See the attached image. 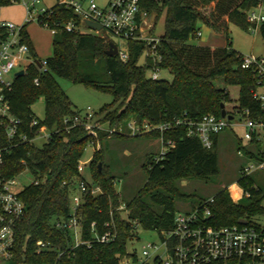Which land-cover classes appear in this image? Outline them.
Listing matches in <instances>:
<instances>
[{
  "label": "trees",
  "instance_id": "trees-1",
  "mask_svg": "<svg viewBox=\"0 0 264 264\" xmlns=\"http://www.w3.org/2000/svg\"><path fill=\"white\" fill-rule=\"evenodd\" d=\"M259 4H264V0H161L159 3L142 0L143 10L155 12L159 18L165 13L159 53L161 68L171 75V81L150 80L149 70L140 63L144 44H128L127 62H122L117 55L109 57L106 34L68 33L58 26V22H73L79 26V19L72 10L58 3L51 7L48 21L57 33L52 40L53 54L47 58L48 72L40 74L36 66H31L26 75L15 80L8 95L12 113L21 121V133L32 138L40 127L51 132L49 141L40 148L26 143L12 150L3 168L7 180L28 172L40 181L38 185L26 186L19 194L26 214L16 227L10 264H120L124 259H135V255L127 253V245L135 237L137 226L155 232L159 237L173 228L175 200L188 198L179 192L177 183L181 180L209 181L219 173V135L213 138V146L207 150L196 137L188 135L186 127L173 128L162 137L165 142H174V148L161 159L159 156L156 160L146 158L143 168L147 172V181L130 201L124 202L116 192V180L110 174L102 149L108 133L99 131L100 141L97 142L87 136L82 125L70 127L71 123L69 126L64 124L66 119L80 116V112L74 109L57 79L112 95L113 105L101 109L103 117L100 121L107 129L116 127L123 132L128 131L127 125L132 120L139 125L162 124L178 119L184 113L193 121L205 116L220 118V106L224 104L226 108L230 99L226 90L216 88L215 82L219 80L239 88L240 108L255 110L258 104L251 96L255 88L252 73L241 68L242 55L231 48V43L228 42L226 47H202L190 42L198 38L200 25L227 38L231 24L249 30L245 13ZM9 5L11 0H0V9ZM26 29L23 30V41L35 58ZM258 31L264 39V22ZM35 78L39 80L38 85L34 83ZM39 97L44 100L45 116L35 127L31 126L35 119L31 106ZM123 135L125 133L115 130L114 138L131 139ZM160 136L153 133L141 138L159 139ZM93 141L96 151L89 166L92 184L100 187L101 194H86L81 198V239L94 241L95 234L106 231L107 223L116 231L117 239L107 245L92 242L89 248L85 245L74 247L73 235L56 228L55 222L70 216L74 184L78 179L83 180L78 172L81 156ZM5 142L0 132V143ZM247 154L255 158L252 152ZM99 164L101 172L98 171ZM238 182L246 188L249 203L234 204L227 190H222L209 205L213 213L211 225L233 226L240 220L248 221L249 216L264 215L262 191L251 187L250 177L240 178ZM206 201H199L186 213ZM122 204L125 208L120 210ZM39 241L48 244L47 250L40 254L36 250Z\"/></svg>",
  "mask_w": 264,
  "mask_h": 264
},
{
  "label": "built area",
  "instance_id": "built-area-1",
  "mask_svg": "<svg viewBox=\"0 0 264 264\" xmlns=\"http://www.w3.org/2000/svg\"><path fill=\"white\" fill-rule=\"evenodd\" d=\"M160 2L161 0H154ZM19 3L25 9V19L22 24L0 20V132L6 142L0 143V261L9 262L13 258L15 244V231L19 222L26 214V207L19 197L20 192L13 190L17 184V178L5 179L3 168L8 155L12 150L19 149L23 144L34 145L37 139L49 141L51 132L40 127L32 138L20 132L21 121L11 110L8 95L17 79L16 73L23 71L24 75L31 66H36L40 74L48 72L47 59L35 60L30 54V47L23 41V30L31 23H36L42 29L49 31L53 36L57 29L53 27L48 18L50 9L42 6L41 0H11V4ZM142 0H61L59 5L72 10L79 19V26L73 22H58V26L68 33L82 32V26L100 34L102 31L116 46L117 56L122 62L129 60L128 44L131 42L144 44L141 63L149 70V78L159 81L162 56L159 46L162 36H155L156 23L153 14L141 8ZM264 5L259 4L248 10L246 21L250 25L249 31L255 33L264 22L261 14ZM259 12V13H258ZM86 22L97 24L100 31L92 29ZM200 33L197 34L200 37ZM126 43L127 51L118 49L113 41ZM241 68L252 73L255 88L251 92L252 99L258 104V108L250 110L238 107L227 116L233 117L229 121L227 117L216 118L205 116L201 120L193 121L186 113L182 117L168 123L139 125L132 120L128 123L127 135L131 138L141 137L153 133H159L161 144L160 159L175 144L172 141L165 142L162 135L173 128L186 127L189 136L196 137L202 146L210 150L213 146V138L220 135L232 126L244 128V140L252 147L255 158L249 157V161L241 171V178H249L253 173L264 171V58L254 55L241 56ZM35 85L39 84L38 78L34 79ZM238 117V119H236ZM70 127L83 126L87 136L97 139V132H112L98 126L94 122V113L90 108L85 116H75L64 121ZM39 121L34 119L31 126H38ZM67 126V129L69 128ZM94 146L95 143L91 142ZM81 162L78 166L79 174H83L84 167ZM25 173V172H24ZM23 174V173H22ZM35 179L31 184L38 185ZM65 185V183H64ZM75 190L71 194L70 216L66 220H58L55 227L69 231L73 235L74 247L85 245L91 247V243L111 244L117 239V233L109 223L105 224L106 231L101 235H94V241L81 239V222L79 209L83 195L101 194L98 185L88 184L82 179L76 181ZM258 191V189H256ZM249 196L248 193L245 195ZM214 202L211 198L194 211L176 215L173 228L162 232L158 244L149 243L143 247L142 255L145 261L139 264H149L152 253H162L154 258V264H264V226L251 224L246 220L244 225L216 227L211 225L213 213L209 207ZM125 204L120 206V210ZM95 224L92 225V228ZM48 244L39 241L36 244L37 253L47 250ZM152 251V252H151ZM134 260V259H133ZM120 264H130V258L124 259Z\"/></svg>",
  "mask_w": 264,
  "mask_h": 264
},
{
  "label": "rangeland",
  "instance_id": "rangeland-1",
  "mask_svg": "<svg viewBox=\"0 0 264 264\" xmlns=\"http://www.w3.org/2000/svg\"><path fill=\"white\" fill-rule=\"evenodd\" d=\"M98 1L101 2V0ZM55 3L56 0H41L42 6L47 9H50ZM20 7L22 8L23 6L19 3L3 7L0 9V17L9 20L11 17L21 13ZM261 14L264 15V10ZM152 17L156 23L154 34L155 36L160 37L164 33L165 13H163L160 18L157 13H154ZM27 27H29L31 40L37 52V54L35 53L36 57L34 59L46 60L51 57L53 54V35L49 31L39 27L36 23H31ZM199 27V33L201 35L190 42L192 45L202 47H211L212 45L215 47H226L229 42L231 43V48L242 56L254 55L256 57L264 58V39L258 30L255 33H251L249 30H243L242 28L231 24L227 38L226 36L214 34L204 25H200ZM82 31L87 34L95 35L94 31L85 26H82ZM101 34L105 33L102 31ZM113 41L118 45L119 50L127 51L126 43L118 40ZM31 57L32 56L29 58L31 59ZM140 62L143 63V60ZM160 79L171 81L172 77L167 72H162L160 74ZM57 81L61 89L69 97L74 109L80 112V116H85L86 110L90 108L94 113L95 124L107 129V126L100 121L103 117V114H101L100 111L105 106L113 105L114 98L112 95L92 88H87L81 84H74L66 79L58 78ZM215 86L217 89L226 90L229 93L230 101L226 104V110L228 112H232L234 108L238 107V87L227 86L221 80L216 81ZM31 111L36 120L44 119L45 104L42 97H39L32 104ZM236 119H238V117ZM113 129L119 133H125V135H123L125 137L128 136L126 135L128 131L123 132L122 129H117L116 127L108 130ZM244 131V128L232 126L219 135L217 140L219 173L216 176H213L209 181L181 180L177 183L179 192L183 196H188V198H177L175 200L176 215L190 211L191 208L201 200L214 198L222 190H227L228 195L234 204L247 205L249 203L248 198L245 196L246 188L238 182L241 178L242 169L249 161L247 153L252 149L247 141L244 140ZM98 132L97 142L100 141ZM100 132L108 133L109 136L105 138L106 140L102 144V149L106 157V163H108L110 167V174L116 180V192L124 202L130 201L146 183L147 172L144 170L143 166L147 163V157H151L154 160L158 158L161 151L160 141L156 138H141L142 136L137 139L131 138L129 140H120L114 138L115 133L104 132L102 130ZM45 143V139H37L34 142V145L40 148ZM95 151L96 147L89 143L81 156V164L83 166L86 165L84 167L82 178L88 184L93 183L92 171L89 164ZM147 168H149L148 165ZM33 180V176L30 173L25 172L17 178V184L14 186L13 190L15 192H20L26 186L30 185ZM250 180L252 188L262 191L261 206L264 208V171L253 173L250 176ZM248 221L251 224L264 226V215L249 216ZM159 242L160 237L158 234L152 231H146L140 226H137L135 237L127 245V253L130 256L135 255L136 257L135 259L130 257V264L144 262L145 258L142 255L143 247L149 243L158 244ZM161 254L162 253H152L151 259L147 262L149 264H154L153 261L155 256ZM0 264L10 263L0 261Z\"/></svg>",
  "mask_w": 264,
  "mask_h": 264
},
{
  "label": "water",
  "instance_id": "water-1",
  "mask_svg": "<svg viewBox=\"0 0 264 264\" xmlns=\"http://www.w3.org/2000/svg\"><path fill=\"white\" fill-rule=\"evenodd\" d=\"M86 25H87L88 27L92 28V29L97 30V31H100V30H101V27H100L99 25H97V24H93V23H91V22H86ZM106 41H107V43H108V45H109V49H108V51H107V56H109V57H115V56L117 55V48H116V46L110 41V39H107ZM23 75H24V72H23V71H20V72L16 73V77H17V78H18V77H21V76H23ZM220 107H221V113H220V116H221L222 118L227 117V119H228L229 121H232V120H233V117L230 116V115L227 116V111H226L225 105L222 104ZM101 169H102V167H101V165L99 164V165H98V171L101 172ZM245 223H246V220H240V221H239V224L244 225Z\"/></svg>",
  "mask_w": 264,
  "mask_h": 264
},
{
  "label": "crops",
  "instance_id": "crops-1",
  "mask_svg": "<svg viewBox=\"0 0 264 264\" xmlns=\"http://www.w3.org/2000/svg\"><path fill=\"white\" fill-rule=\"evenodd\" d=\"M59 1H61V0H56V3L54 5H56ZM54 5H52V7ZM24 19H25V9L23 7L21 8V13L19 15H16L14 17H11L9 20H7V19H5L3 17H0V20H2V21H10V22H13L15 24H22L24 22ZM26 31H27L28 36L30 38V41L32 43L31 36H30V33H29V27H27ZM32 46H33V49H34L35 53L37 54L36 48L33 45V43H32ZM211 47H215V46L212 45Z\"/></svg>",
  "mask_w": 264,
  "mask_h": 264
}]
</instances>
